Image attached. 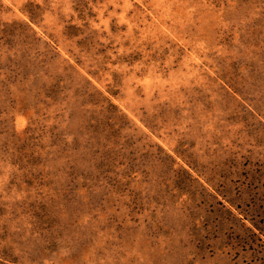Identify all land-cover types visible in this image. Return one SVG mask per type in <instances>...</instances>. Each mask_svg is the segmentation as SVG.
Returning a JSON list of instances; mask_svg holds the SVG:
<instances>
[{"label": "rangeland", "instance_id": "1", "mask_svg": "<svg viewBox=\"0 0 264 264\" xmlns=\"http://www.w3.org/2000/svg\"><path fill=\"white\" fill-rule=\"evenodd\" d=\"M0 264H264V0H0Z\"/></svg>", "mask_w": 264, "mask_h": 264}]
</instances>
